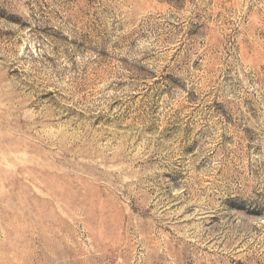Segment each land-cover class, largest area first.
I'll return each mask as SVG.
<instances>
[{"label":"rangeland","instance_id":"obj_1","mask_svg":"<svg viewBox=\"0 0 264 264\" xmlns=\"http://www.w3.org/2000/svg\"><path fill=\"white\" fill-rule=\"evenodd\" d=\"M0 264H264V0H0Z\"/></svg>","mask_w":264,"mask_h":264}]
</instances>
